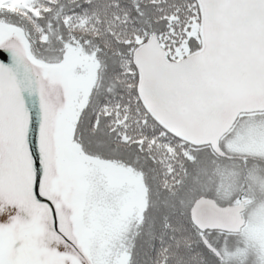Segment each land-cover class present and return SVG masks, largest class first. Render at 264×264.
<instances>
[{"label": "snow or ice", "instance_id": "1", "mask_svg": "<svg viewBox=\"0 0 264 264\" xmlns=\"http://www.w3.org/2000/svg\"><path fill=\"white\" fill-rule=\"evenodd\" d=\"M0 264H264V0H0Z\"/></svg>", "mask_w": 264, "mask_h": 264}]
</instances>
